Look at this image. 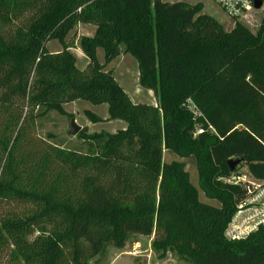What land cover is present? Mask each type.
Here are the masks:
<instances>
[{
  "label": "trees",
  "instance_id": "1",
  "mask_svg": "<svg viewBox=\"0 0 264 264\" xmlns=\"http://www.w3.org/2000/svg\"><path fill=\"white\" fill-rule=\"evenodd\" d=\"M201 11L163 0H0V264H88L132 235L153 236L160 258L264 264V227L242 241L223 237L244 189L218 181L238 175L229 160L264 178V12L255 27L225 31ZM79 24L95 28L78 41L83 70L66 43ZM52 40L60 52L46 49ZM121 53L137 61L155 106L133 103L105 69ZM77 101L105 104L108 120L125 125L81 130L84 143L103 140L95 154L37 135L39 118L67 116L64 106ZM164 151L193 158L216 206L199 200Z\"/></svg>",
  "mask_w": 264,
  "mask_h": 264
},
{
  "label": "rangeland",
  "instance_id": "2",
  "mask_svg": "<svg viewBox=\"0 0 264 264\" xmlns=\"http://www.w3.org/2000/svg\"><path fill=\"white\" fill-rule=\"evenodd\" d=\"M163 2L170 4L184 3L188 6L200 4L202 6V14L212 17L225 28L233 27L231 20L226 17L212 0H163ZM26 14H24L22 18L27 17L28 15ZM22 18L16 21L15 24H21ZM94 31L95 28L89 24H79L66 38V43H71L69 51L76 57V67L79 70L85 68L87 61L78 49V41L83 36H93ZM46 49L50 53H58L61 51V46L58 42L52 40L47 43ZM120 49L122 50V47ZM96 59L100 65H103L104 56L101 49H97ZM105 69L112 73L118 85L133 103L156 105L153 94L139 86L138 64L131 55L121 53L114 61L108 64ZM64 111L68 114L67 116H60L56 112L50 111L42 118H39L36 121L37 135L59 148L77 154L86 155L99 152L103 140L101 141L100 139L99 142L84 143L77 137L69 136L68 132L71 120H73L81 130L84 129L88 135L114 134L124 126V123L121 121L108 120L107 106L105 104L92 105L84 101H77L65 105ZM86 111L96 115L101 121L92 123L85 116ZM194 126L196 127L194 130L195 135L198 123H195ZM163 161L165 163H169L170 161L181 162L183 164V170L187 173L188 181L195 188L199 200L211 205H217L215 201L208 200L204 196L201 189L200 176L193 162V158L180 159L168 155L164 151ZM84 172L89 173L90 171L85 169ZM236 173L243 176L247 175L248 170L243 165H239L237 166ZM218 181H223V179H218ZM152 240L153 236H129L124 243L123 249L105 246L97 256L88 262V264H191L176 253H167L163 258H160V254L154 252L151 248Z\"/></svg>",
  "mask_w": 264,
  "mask_h": 264
},
{
  "label": "built area",
  "instance_id": "3",
  "mask_svg": "<svg viewBox=\"0 0 264 264\" xmlns=\"http://www.w3.org/2000/svg\"><path fill=\"white\" fill-rule=\"evenodd\" d=\"M233 24L243 23L255 27L264 12V0H212ZM255 2H260L255 8ZM201 128L196 135L202 134ZM223 182L238 185L244 189L243 199L235 205V210L227 223L223 237L227 241H242L264 227V178L255 179L247 175H233Z\"/></svg>",
  "mask_w": 264,
  "mask_h": 264
},
{
  "label": "water",
  "instance_id": "4",
  "mask_svg": "<svg viewBox=\"0 0 264 264\" xmlns=\"http://www.w3.org/2000/svg\"><path fill=\"white\" fill-rule=\"evenodd\" d=\"M255 8H259L260 6V2H255ZM69 132H68V135L71 136V137H76L78 135V133L81 131V128L78 127L73 120L70 121V127H69ZM240 161L239 160H236V161H233V160H229L227 162V165L230 169V171H233L235 169V167H237L239 165Z\"/></svg>",
  "mask_w": 264,
  "mask_h": 264
},
{
  "label": "crops",
  "instance_id": "5",
  "mask_svg": "<svg viewBox=\"0 0 264 264\" xmlns=\"http://www.w3.org/2000/svg\"><path fill=\"white\" fill-rule=\"evenodd\" d=\"M231 23L233 24V22L231 21ZM220 24V23H219ZM221 25V24H220ZM222 26V25H221ZM223 27V26H222ZM223 29L225 30V31H228V30H230L231 28H225V27H223ZM82 54V53H81ZM125 128V125L124 126H122V128L121 129H124Z\"/></svg>",
  "mask_w": 264,
  "mask_h": 264
}]
</instances>
